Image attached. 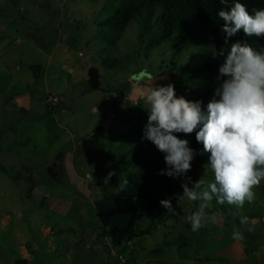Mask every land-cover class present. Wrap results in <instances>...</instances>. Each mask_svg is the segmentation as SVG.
I'll list each match as a JSON object with an SVG mask.
<instances>
[{"label": "rangeland", "instance_id": "rangeland-1", "mask_svg": "<svg viewBox=\"0 0 264 264\" xmlns=\"http://www.w3.org/2000/svg\"><path fill=\"white\" fill-rule=\"evenodd\" d=\"M122 3L0 0V264H264V180L243 208L214 199L194 232L188 216L200 202L177 200L183 189L175 179V194L164 198L173 208L159 202L162 221L150 234L129 239L104 232L94 201L104 191L118 190L136 170L118 160L136 146L134 135L120 132L144 128V96L151 85L173 82L188 99L208 91L210 100L216 87V77L178 68L213 58L212 41L173 57L164 37L152 32L141 37L138 21L124 30L112 26L110 17ZM111 58L120 61L102 65ZM93 66L103 90H90ZM143 69L153 79L137 83L134 75ZM187 138L202 149L195 133ZM209 155L193 161V180L213 178ZM112 170L116 175L106 185L104 177ZM136 202L142 230L150 222L148 205L139 197ZM241 215L250 223L241 224ZM237 229L243 239L234 238ZM26 244L31 256L17 262Z\"/></svg>", "mask_w": 264, "mask_h": 264}, {"label": "clouds", "instance_id": "clouds-1", "mask_svg": "<svg viewBox=\"0 0 264 264\" xmlns=\"http://www.w3.org/2000/svg\"><path fill=\"white\" fill-rule=\"evenodd\" d=\"M220 3L226 5L217 15L224 21L221 31L230 50L220 53L224 61L206 108L202 100L177 95L173 82L153 84L144 96L148 119L142 138L164 154L166 167L160 174L181 181L183 191L175 198L200 202L198 210L188 216L194 232L208 218L214 199L221 205L243 208L245 201L254 200L253 189L264 180V50L254 48L248 40L232 42L241 30L247 37H264V8L250 12L242 0ZM146 78L153 79L147 69L134 75L137 83ZM181 133L186 135L182 138ZM192 133L202 149L191 146L187 134ZM204 153L210 154L207 166L213 174L207 182L189 175L197 155ZM114 175L115 170L110 171L104 184ZM127 184V180L120 181V190ZM160 203L168 211L173 208L171 199ZM240 223L249 224L250 218L241 215ZM234 238L243 239V233L237 229Z\"/></svg>", "mask_w": 264, "mask_h": 264}, {"label": "trees", "instance_id": "trees-1", "mask_svg": "<svg viewBox=\"0 0 264 264\" xmlns=\"http://www.w3.org/2000/svg\"><path fill=\"white\" fill-rule=\"evenodd\" d=\"M242 3L248 6L250 12L253 8H264V0H242ZM225 7L220 0H123L110 19L114 22L112 26L121 30L132 21H138L141 37L149 32L164 37L169 42L173 57L192 45L212 41L215 47L213 58L188 62L178 68L197 74L205 73L214 78L224 61L221 51L227 53L230 50V44L225 45V34L221 31L224 21L217 15ZM236 40H248L254 48L264 50V37H247L241 30L237 36L232 37V42ZM119 61L118 58L105 59L102 65L114 67ZM172 64L175 65V62L172 61ZM34 67L40 68L39 65ZM127 86L129 83H125ZM89 87L93 90L91 85ZM176 90L177 95H183L178 87ZM119 91L123 89L119 88ZM191 100H202L206 104L210 100V93L207 91L202 97H191ZM120 135H134L136 146L133 153L118 160L125 167L136 166V170L125 178L128 184L123 191L120 188L104 191L94 203L105 233L117 232L132 239L150 234L162 221L157 218L159 202L175 194L176 184L175 179L160 174V170L166 167L164 154L152 142L142 138L141 126L134 125L133 128L121 130ZM178 135L184 137L182 133ZM138 197L147 201L150 218L148 226L142 230L137 229L142 217L136 202Z\"/></svg>", "mask_w": 264, "mask_h": 264}, {"label": "water", "instance_id": "water-1", "mask_svg": "<svg viewBox=\"0 0 264 264\" xmlns=\"http://www.w3.org/2000/svg\"><path fill=\"white\" fill-rule=\"evenodd\" d=\"M88 75H89V82L93 90L105 89V87L102 85V77L97 67L95 66L91 67L88 71ZM46 114L47 112L44 115ZM43 116H39L38 118H42ZM49 172L52 175V177L54 178L58 177L55 171V167H50Z\"/></svg>", "mask_w": 264, "mask_h": 264}, {"label": "crops", "instance_id": "crops-1", "mask_svg": "<svg viewBox=\"0 0 264 264\" xmlns=\"http://www.w3.org/2000/svg\"><path fill=\"white\" fill-rule=\"evenodd\" d=\"M29 247V248H28ZM31 250L29 245H23V250H22V259L16 260L17 262H27L29 260V257L31 256Z\"/></svg>", "mask_w": 264, "mask_h": 264}, {"label": "built area", "instance_id": "built-area-1", "mask_svg": "<svg viewBox=\"0 0 264 264\" xmlns=\"http://www.w3.org/2000/svg\"><path fill=\"white\" fill-rule=\"evenodd\" d=\"M118 257H119L120 259H123V258H124L122 254H118Z\"/></svg>", "mask_w": 264, "mask_h": 264}]
</instances>
